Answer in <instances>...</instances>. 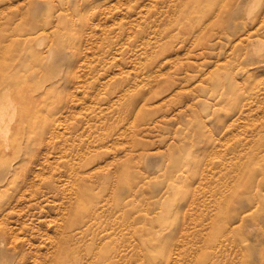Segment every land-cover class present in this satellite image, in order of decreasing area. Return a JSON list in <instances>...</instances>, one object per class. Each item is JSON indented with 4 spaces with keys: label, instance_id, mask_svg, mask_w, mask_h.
I'll list each match as a JSON object with an SVG mask.
<instances>
[{
    "label": "rangeland",
    "instance_id": "374dc122",
    "mask_svg": "<svg viewBox=\"0 0 264 264\" xmlns=\"http://www.w3.org/2000/svg\"><path fill=\"white\" fill-rule=\"evenodd\" d=\"M0 128V264H264V0H0Z\"/></svg>",
    "mask_w": 264,
    "mask_h": 264
},
{
    "label": "bare ground",
    "instance_id": "6f19581e",
    "mask_svg": "<svg viewBox=\"0 0 264 264\" xmlns=\"http://www.w3.org/2000/svg\"><path fill=\"white\" fill-rule=\"evenodd\" d=\"M258 2V1H257ZM256 3V2H255ZM255 5V4H254ZM252 42V41H251ZM251 42H250V44H251ZM256 43V42H255ZM251 46H252V44H251ZM253 46H255V45H253ZM253 48V47H252ZM256 55V54H255ZM15 106V105H14ZM2 111V110H1ZM9 113V112H8ZM4 119V118H3ZM10 122H11V120H9V118H7L6 120H5V122L3 123L4 124V126H3V130H2V132H3V140H4V142L6 143V144H8V148H10V146H12L13 144L15 145V136L17 135V131H14V133H13V135H12V137H10ZM0 130H1V128H0ZM11 140H12V145H11ZM2 146V145H1ZM12 164H13V162H12ZM11 164V165H12ZM7 178V177H6ZM7 182V181H6ZM3 184V183H2ZM1 185V184H0Z\"/></svg>",
    "mask_w": 264,
    "mask_h": 264
}]
</instances>
